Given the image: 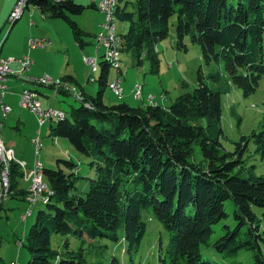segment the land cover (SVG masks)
<instances>
[{"label": "trees", "instance_id": "obj_1", "mask_svg": "<svg viewBox=\"0 0 264 264\" xmlns=\"http://www.w3.org/2000/svg\"><path fill=\"white\" fill-rule=\"evenodd\" d=\"M27 3L61 20L77 48L88 44L82 38L91 35L69 17L79 15L82 5L73 0ZM116 6L115 20L126 27L118 33L120 53H128L134 66L146 61L147 73L158 74L156 45L166 38L169 20L175 17L174 49L185 52L187 38L199 47L204 65L214 68L205 77L198 69L195 87L167 106L131 107L123 101L102 102L110 68L99 61L95 95L84 96L69 118L58 117L47 128V136L66 140L87 160L93 178H84L83 191L70 159L42 167L51 195L21 239L29 255L26 264H84L82 246L95 239H121L126 252H136L145 230L142 213L150 214L167 234L165 246L158 243L161 264H210L201 258L200 246L222 257L249 251L253 264H264V241L251 211L252 206L264 208V176H256L255 165L248 164L251 155L264 161V124L249 139L232 143L231 151L220 142L225 139L221 96L236 88L248 97L264 77V0H117ZM229 114L238 125L231 108ZM8 169L9 199L23 200L21 171L15 163ZM226 201L233 205L235 224H223L210 242L214 226L227 216ZM52 235L64 237L62 251L50 247ZM68 237L79 241L76 252L69 249ZM106 264L118 260L111 256Z\"/></svg>", "mask_w": 264, "mask_h": 264}, {"label": "rangeland", "instance_id": "obj_2", "mask_svg": "<svg viewBox=\"0 0 264 264\" xmlns=\"http://www.w3.org/2000/svg\"><path fill=\"white\" fill-rule=\"evenodd\" d=\"M89 1L90 0H74L76 4H80L84 8L87 7ZM123 1H132V0H123ZM127 10H131L129 6ZM88 13L89 10L83 9L79 15L76 16L71 15L69 17L72 20H74L77 24H79L81 28L85 29V26L87 24ZM174 21H175V17H171L168 23V33L166 38L156 45L157 54H158L157 56L159 59V71L157 75H150L147 73L148 63L146 61H142V64L140 66H134L132 58L128 53H124V52L120 53L119 60L121 61L120 63V68L122 72L121 77L122 76L125 77V73H126L125 68H128V74L126 76V80H130L132 74L135 73L136 70L141 71V73L138 76V83L133 85V97L135 93L134 99L137 98L138 95L137 93L139 90H141V86H143L144 92H147L149 90L148 92H150L151 96H154V98H156V95L154 93L156 92V90L157 92H161L162 89H164L165 91H167V95L169 94L168 95L169 99L172 101L178 94L184 91H191L195 87L196 71L198 69H200L201 75L205 77L206 74L209 72V70L214 68L212 65L210 66L204 65V63L200 59L199 47L190 44L187 38L183 40V43L186 46L185 52L177 51L174 49V41H175L173 34ZM58 22L61 23L60 21ZM18 23H20V20L17 21L15 25H17ZM12 25L13 23L11 24L10 22L9 23L6 22L3 30L0 32V43L7 35L8 33L7 31L10 29ZM62 25L66 29L65 33L58 30V37L51 36V38L57 40L59 38L61 41L70 43V48L66 51V54L68 55L66 57L67 64H65L63 53L58 52L56 54L45 55L40 53V51L43 50H36L33 53H37L36 56L38 57L39 60V69L46 68L52 70L53 68H56L58 66H63V67L67 66V69L73 70L74 73L77 75V77L80 78L77 79V82L81 85H77L70 81H65V83H67L71 87H74V89L76 88V90L74 91L77 92L79 91L78 93H80L81 92L80 90L83 88L88 96H94L97 90V85L96 82H94V80H96L98 75V66L96 71L89 72L88 69L82 64L81 59L96 58L98 65L99 61H103L101 58L103 54V50L98 48V52L95 54L94 53V49L96 48L95 42L94 39L89 36H84L82 38V40L87 42L88 44L84 46L83 49L79 50L73 43L71 33L68 27L65 24ZM115 29L117 34L118 33L122 34L125 31V24L116 22L115 20ZM21 32L22 31L20 29L17 30L15 32L16 37L20 36ZM51 32L53 31L50 30V34ZM90 32H91L90 28L87 27L85 33H88L90 35ZM97 33H95L94 35H96ZM13 43L15 45L11 44L13 46L11 47V49L18 48V42L14 41ZM85 50H87L86 53ZM165 50L167 51L166 53H164ZM30 57L32 58V55H30L29 58ZM129 62H132V64L130 65ZM118 69H114V70L110 69L108 78H110L112 74L114 76L115 72H116L115 77L120 78L118 75ZM130 72L133 73L130 74ZM89 74H90V83L85 84V78H87ZM44 76L52 78L48 75H44ZM115 77H112L109 83L114 81L116 79ZM135 78L136 75L133 74L132 81ZM150 81L153 82L152 85L153 87L156 86L155 90L147 88L150 86ZM182 81L186 84V87L184 88H180V83ZM204 81L205 83L208 84L206 80ZM70 91L55 92L58 93L56 100H54V97L49 95L48 91H47V96L49 99L40 96H38V98L40 100L50 102V104L55 107L58 106V109L55 110L63 112L64 117L69 118L71 111L74 108H76L79 104L72 95L73 92L71 91L72 92L71 93ZM61 93H66V94H61ZM36 98H37V94H36ZM82 98H83V94H82ZM111 98L116 99V100L114 99L113 102L119 103L121 101L119 98L113 97V95L108 91L106 87L103 93L102 102L105 105H111L112 104L111 103L112 101H110ZM139 98H140V92L136 100H138ZM169 99H166V104L171 102ZM263 101H264V77H262L258 81V86L256 87L255 91L253 92V94L249 95L248 97L245 98L242 97L240 92L236 88H232L227 95L221 96L220 128L223 132L225 139L221 140L220 142L222 148L225 151L232 150V143L237 142L240 139H246V140L249 139L251 132L257 131L258 126L264 124V109L262 107ZM147 103L149 105H153L152 102L150 104L148 100ZM143 106H146V104L144 103L143 105H139L136 102L131 103V107H143ZM230 108L233 110L235 116L239 119L238 125H236L235 118L229 114ZM24 114H26V112H24ZM8 121H9V117L8 120H6L4 123V127L1 133V140L3 143L9 145L7 143L8 136L13 135L15 138H11V140L14 142L17 148L22 150L23 147L20 142L21 141L27 142L28 139L26 137V133L20 135L21 134L20 132L19 135L16 136L17 132H15L11 128L12 124L9 126ZM34 122L36 124V121ZM36 129H38L37 133L39 135H34V137L35 136L40 137V143H41V149L38 152V161L41 164L40 173L42 176L38 175L37 177H35L34 169H32L30 180L32 179L33 176L32 180L36 179L41 181V183L43 182L42 184L46 183L43 178L42 167L54 168L56 159H62V160L70 159L73 163L77 165L76 174L78 177H80L78 181V187H80L83 191H85L87 188V182L84 178H89V179L93 178V176L88 175L89 170L86 167L87 160L81 155H79L77 152H75L73 148L69 146L66 140L56 137L53 138L52 136H47V124H45L43 127H38L36 125ZM67 145L69 146V148H67L69 156L63 150V146L67 147ZM249 148L251 150V145H249ZM23 152L24 154L28 155L31 158L30 163L26 165V167H24L23 165L24 169L29 170L31 169L32 163L35 159L32 146L30 147L29 150H27V146H26V150L25 151L23 150ZM31 155L33 156L31 157ZM9 163H11V161H8V164ZM248 164L255 165L254 174L256 176H264V161L260 162L257 156L251 155V157H249L248 159ZM25 184L20 182V187L25 189L26 188ZM46 186L48 187L47 184ZM8 202L14 203L15 200H9ZM15 203H17L18 205H14L12 207L13 210L6 211V215L1 214L0 216V259L1 261H3L4 264L27 263L29 255L25 247H23L24 244L23 240L21 246V239H23L25 233L27 232L28 227L32 224L36 212L43 208V206H41L43 205V203L40 204H38L39 202L35 203L32 209L27 213L29 214L32 211L30 213V216L26 218L27 220L25 222H23L21 216L25 213L27 207L24 204H20L18 201H16ZM21 206L23 207V209L21 208ZM223 209L227 216L226 218L218 222L216 226H214L213 232L210 235V242L214 241L220 235V227L223 224L227 225L229 228H232L235 224L232 215V211L234 210V208L231 202L230 201L224 202ZM251 211L256 217V219L259 221L258 230L261 233L264 241V233H263L264 208H258L252 206ZM11 213H15L14 220L10 215ZM141 217L145 225V230L136 252H131V253L126 252V245L121 239H119L117 243L109 242L104 239H95L92 242H90L91 245H88L86 242L82 246V248L84 249L83 252V258L85 261L84 264H98V263L106 264L111 256L115 257L118 260V264H161L158 260V256L160 254V251L158 250V243H160L161 246L164 247L165 244L167 243V238H168L167 234L162 229L160 224H158L154 219L150 217V214L142 213ZM26 222L28 223L24 229L23 225ZM15 228H17V231L15 232V236H17L16 238L12 235V232L14 231ZM119 237L121 238V231L119 232ZM14 239L16 241H14L13 243ZM63 239H64L63 236L52 235L49 241L50 247L54 250L62 251L61 242L63 241ZM68 242H69V249L71 251L76 252L79 248V241L74 238L68 237ZM199 251L201 258L203 260L210 262V264H253L250 258V252L245 250H240L237 252L235 256H231V257H222L220 254L216 253L210 247L200 246ZM260 251L264 259V245L262 243H260ZM52 264H55V262Z\"/></svg>", "mask_w": 264, "mask_h": 264}, {"label": "crops", "instance_id": "obj_3", "mask_svg": "<svg viewBox=\"0 0 264 264\" xmlns=\"http://www.w3.org/2000/svg\"><path fill=\"white\" fill-rule=\"evenodd\" d=\"M98 1L99 0H90L89 4H87L88 7L84 8L86 10H89V13L87 15V24L85 26V29L81 28L79 26V24H77L75 22L77 24L78 28L83 32H86V28L89 27L90 31H91L90 35L92 38H93L95 33L100 31V23L102 21V16L96 9V4ZM14 2H15V0H0V32L3 30L6 22L9 23L7 18H8L9 13L12 10ZM128 2H131V1H128ZM120 3H122V2H119V5H121ZM21 15L22 16H20V18L18 19V21L20 20V23L15 25L17 22V21H15V23L7 31L8 32L7 35L4 37V39L0 43V58H3V59H19L23 56H26L31 61V64L29 65V70L24 74L26 77L40 78L42 75H48V76L52 77L53 79H57L58 81H61L60 83H64L62 85V87H64L66 84L68 86V89L66 87H64V88L67 89V91L70 90L71 86H69L67 83H65V80H62L64 78L66 79V77L71 78L70 82H73L77 85H81L77 82V79H80V78L77 77V75L74 73L73 70L67 69V66H65V67L58 66L56 68H53L52 70L46 69V68H40L39 69V60H38V57L36 56L37 53H33L36 50H43V51H40V53L45 54V55L46 54H56L58 52L63 53L65 64H67L66 57L68 55L66 54V51L70 48V43L61 41L59 38H58V40L51 38V36L52 37H55V36L58 37V30L65 33L66 29L62 25L64 23L59 19H52V18H49V17L41 14L32 5L27 6L23 10ZM58 21H60L61 23H59ZM19 29L22 32H21L20 36L16 37L15 32ZM50 30L53 31V32H51V34H50ZM30 38L43 39L45 42H47V44L42 49H39V48L38 49H29L27 46V41ZM14 41L18 42V48L11 49V47H13L11 44H14L13 43ZM156 51H157V48H156ZM86 52H87V50H85V53ZM97 52H98V49L96 50V48H95L94 53L96 54ZM166 52L167 51L165 50L164 53H166ZM30 55H32V58L31 57L29 58ZM120 63H121V61H120ZM129 64L131 65L132 62H129ZM11 66L13 67V65H11ZM125 69H126L125 77H123V76L121 77L122 72H121L120 66L118 69V75L120 77V86H121V97L119 99L121 101H124L125 103H127L130 106H131L132 102H136L139 105H143L144 103L147 105L148 104L147 103L148 98L152 97L154 101L156 99L155 102H157V104H160L162 106H167L166 99H169V96H168L169 94L167 95V91L162 89V86H161V89H162L161 92H157V90H156V92H154L156 95V98H154V96H151V93L148 92L149 90L147 92H144L143 86H141L140 98L138 100L134 99L135 93H134V97H133V85L138 83V76L141 73V71L136 70L135 73L132 72L133 74L136 75V78L132 81L133 74L131 72H130V74H132V76H131L130 80H126V76L128 74V68H125ZM115 75H116V72H115L114 76L112 74V76L109 78V80L111 81V78L115 77ZM87 78H88V81H87ZM87 78H85V84L90 83V74L87 76ZM149 80H152V79H149ZM4 85L6 87V90H5L4 95L1 99V102L3 104L7 105L10 110H9V113H7L6 117L2 120L1 133H2V130L4 127V123L6 120H8V117H9L8 124H9V126L12 124L11 128L15 132H17L16 136H18L20 132H21L20 135L26 133V137L28 139L27 142H24V141L20 142L22 147H23L22 150L17 148L15 146L14 142L11 140V138H15L13 135L8 136L7 143L9 145L4 143L5 146L12 151L13 160L15 162L23 163L24 167H26V165H28L30 163L31 158L28 155L24 154L23 150L24 151L26 150V146H27V150H29L31 147V144H30L31 138L34 137V135H39V134L37 133V130H38V129H36L37 124H35V122H34L35 119H34L33 115L30 114L28 111L20 109L18 107V105H17V94L23 89H32L36 92L37 99L40 102L41 107H43V108L49 107V108L58 109V106L55 107V106L51 105L50 102L43 101V100H40L38 98V96H40V97H44L46 99H49L47 96V91H48L49 95L54 97V100H56L58 93H55V91L49 86H44V85L33 86L32 84H30L26 81H23V80L17 79V78H12V77L7 78L4 82ZM152 85H153V82L150 81V86L147 88L155 90L156 86L153 87ZM78 87H80V86H78ZM135 87H134V90H135ZM72 88H74V87H72ZM81 92L83 94V97L84 96L89 97L83 88L81 89ZM114 99L115 98L110 99V101H112L111 105H113V103H115V104L118 103V102H113ZM23 111L26 112V114H24ZM61 113L63 114V112H61ZM45 124H47V128H48V123H44L42 125H39V126L37 125V126L43 127ZM33 131H35V132H33ZM67 148H69L68 145H67V147L63 146V150L68 155V149ZM32 156L33 155H31V157ZM11 163H13V162L11 161ZM39 168H41V166ZM31 171H32V169H29L25 172L26 180H30ZM88 175L92 176L93 175L92 171H89ZM32 179H33V176H32ZM22 183H24V182H22ZM9 200H15V202L18 201L20 204H24L23 200H21V199L20 200L9 199V197H8V199L0 205V216H1V214L6 215V211H11V210H13L12 207L14 205H18L15 202L14 203L8 202ZM21 208L23 209L22 206H21ZM30 213L26 214V217L22 219L23 222H25L27 220L26 218L30 216ZM10 215H11L12 219L14 220L15 213H11ZM28 222H26L23 225L24 229H25ZM16 231H17V228H15L14 231L12 232V235L15 238L17 237V236H15ZM23 232H24V230H23ZM14 241H16V240L14 239L13 243H14ZM0 264H4L3 261H0Z\"/></svg>", "mask_w": 264, "mask_h": 264}, {"label": "built area", "instance_id": "obj_4", "mask_svg": "<svg viewBox=\"0 0 264 264\" xmlns=\"http://www.w3.org/2000/svg\"><path fill=\"white\" fill-rule=\"evenodd\" d=\"M27 1L28 0H15L9 15L13 14V10H18V2H25V5L27 7L28 6ZM50 1L60 2L63 0H50ZM108 3L109 0H99L96 4V9L102 16V21L100 23V31L96 35H94L93 38L95 42L96 50L98 49L99 41H104V38L111 36L112 27L108 24L106 20V10ZM9 15L7 20H9ZM46 44L47 42L39 38H30L27 41V46L29 49H38V48L42 49L46 46ZM106 50H107V57H110V69L114 70L113 59H112V47H106ZM93 60L94 58L81 59L82 64L88 69L89 72L92 69ZM30 64L31 61L26 56H23L19 59H0V132L2 129V120L6 117L7 113H9L10 110L7 105L1 102V99L6 90L4 82L7 78L12 77V78L21 79L23 81L32 84L33 86H40V85L49 86L55 92L67 91V89L62 87V84L60 83V81H57V79L49 78L44 75L40 78L26 77L24 74L29 70ZM11 65H13V67ZM107 89L114 97L116 98L121 97L120 80L116 84H109L108 82ZM72 95L74 96L76 101L82 100L81 92L79 94H72ZM148 102H152L153 105L155 104L152 98H149ZM17 105L19 108L26 110L30 114H32L38 126H39V121L43 119V117L45 116V111L47 109H52L49 107L42 108L38 99L36 98V92L30 89H23L17 94ZM56 117H63V115H59L58 112H56ZM56 117H54V121ZM30 143L35 157L31 169H35L41 166V164L38 161V152L41 149L40 138L33 137L31 138ZM4 161H12L13 163L15 162L13 160L12 151L9 148H7L3 142H0V198H3L2 190H1V182L3 179ZM15 164H17V166L21 170V181L26 183L23 202L27 208L25 213L21 216V219H23L26 217V214L32 209L33 205L37 203V194L39 192V189L36 187V184L34 183L33 180H25V172L27 171V169H24L23 163L15 162Z\"/></svg>", "mask_w": 264, "mask_h": 264}, {"label": "bare ground", "instance_id": "obj_5", "mask_svg": "<svg viewBox=\"0 0 264 264\" xmlns=\"http://www.w3.org/2000/svg\"><path fill=\"white\" fill-rule=\"evenodd\" d=\"M116 5H117V0H109V3L107 4V10H106V20H107L108 24L112 27L111 36L104 38V41H99L98 42V48L103 50V54H102L101 58L109 66H110V57H107L106 47H112V59H113V68L114 69H118L119 66H120L119 65L120 64L119 58H120V48H121V39H120L119 35L117 34L116 29H115V11H116V7H117ZM25 8H26L25 2H18V10H13V14L9 15V20L8 21L11 24L14 23L15 21H18L20 16H22L21 14H22V12H23V10ZM97 66H98L97 65V59L94 58V60L92 62L91 71L92 72L96 71ZM119 80H120V78H116L114 81H112L109 84H116ZM61 84L63 85L64 83H61ZM64 87H66L68 89V86L66 84H65ZM70 90L73 92V94H79L78 93L79 91L78 92L74 91V90H76V88L74 89V88L71 87ZM139 92H140V90L138 91L137 94H139ZM150 104H151V102H150ZM56 112H58V110L47 109L45 111V116L43 117V119H41L39 121V125H42L44 123L53 122L54 121V117H56ZM58 114H59V112H58ZM57 118L58 117H56L55 120ZM0 142H2V140H1V132H0ZM39 167L34 169L35 177H37L39 175V170H40ZM8 168H9L8 161H4L3 179H2V182H1V190H2V197L3 198H0V205L3 202H5V200H7L9 195H11L9 193L10 192L9 191V183L10 182H9V179H8V173H9V171H8L9 169ZM33 181L36 184V187L39 189V192L37 194V202H39L38 204H40V203L45 204L46 201H47V197L51 195V191L46 186V183H44L45 184L44 185V184H42L43 182L41 183V181L36 180V179H34Z\"/></svg>", "mask_w": 264, "mask_h": 264}]
</instances>
